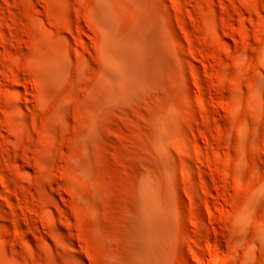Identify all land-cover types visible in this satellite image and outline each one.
I'll return each mask as SVG.
<instances>
[{
	"label": "rangeland",
	"instance_id": "1",
	"mask_svg": "<svg viewBox=\"0 0 264 264\" xmlns=\"http://www.w3.org/2000/svg\"><path fill=\"white\" fill-rule=\"evenodd\" d=\"M0 264H264V0H0Z\"/></svg>",
	"mask_w": 264,
	"mask_h": 264
},
{
	"label": "bare ground",
	"instance_id": "2",
	"mask_svg": "<svg viewBox=\"0 0 264 264\" xmlns=\"http://www.w3.org/2000/svg\"><path fill=\"white\" fill-rule=\"evenodd\" d=\"M216 259L217 260H222V257L218 255V256H216Z\"/></svg>",
	"mask_w": 264,
	"mask_h": 264
}]
</instances>
